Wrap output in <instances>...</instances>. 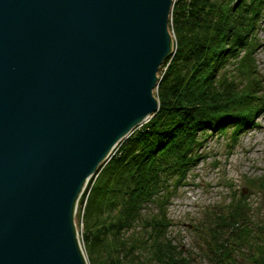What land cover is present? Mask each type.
<instances>
[{
	"label": "water",
	"instance_id": "95a60500",
	"mask_svg": "<svg viewBox=\"0 0 264 264\" xmlns=\"http://www.w3.org/2000/svg\"><path fill=\"white\" fill-rule=\"evenodd\" d=\"M172 0H0V264H88L75 211L157 110Z\"/></svg>",
	"mask_w": 264,
	"mask_h": 264
},
{
	"label": "trees",
	"instance_id": "16d2710c",
	"mask_svg": "<svg viewBox=\"0 0 264 264\" xmlns=\"http://www.w3.org/2000/svg\"><path fill=\"white\" fill-rule=\"evenodd\" d=\"M264 0H173V52L157 71V110L116 147L78 201L88 264H192L168 238L169 198L206 157L212 137L233 147L262 103L254 61ZM227 185V204L202 224L208 264H264V221L252 193L264 177ZM83 207V210H82Z\"/></svg>",
	"mask_w": 264,
	"mask_h": 264
},
{
	"label": "rangeland",
	"instance_id": "374dc122",
	"mask_svg": "<svg viewBox=\"0 0 264 264\" xmlns=\"http://www.w3.org/2000/svg\"><path fill=\"white\" fill-rule=\"evenodd\" d=\"M170 12L171 9L168 32L173 40L169 29ZM256 41L254 61L258 74L264 76V16L256 31ZM261 87L262 103L259 111L252 124L239 132L235 145L231 148L227 146L226 139L229 133L226 137H212L205 148L207 154L204 160L188 173L186 184L177 188L169 198L166 207V215L171 224L168 228V238L184 251L192 264H208L204 258L205 246L202 244V241L207 239L204 236L206 228H203L202 224L206 220V215L210 217L213 212L227 204L229 197L227 185L229 183L233 185L235 191L243 190L245 195L247 192L245 193L243 188V178L264 177V80ZM249 204L253 211L252 220L263 222L262 195L252 193L249 196ZM77 213L74 220L81 241L83 227Z\"/></svg>",
	"mask_w": 264,
	"mask_h": 264
},
{
	"label": "built area",
	"instance_id": "2783aa9c",
	"mask_svg": "<svg viewBox=\"0 0 264 264\" xmlns=\"http://www.w3.org/2000/svg\"><path fill=\"white\" fill-rule=\"evenodd\" d=\"M172 52H173V46H172ZM78 210V204H77V209H76V211H75V214H76V212H78L77 211ZM81 225H82V223H81ZM77 228V227H76ZM79 238V237H78Z\"/></svg>",
	"mask_w": 264,
	"mask_h": 264
},
{
	"label": "bare ground",
	"instance_id": "6f19581e",
	"mask_svg": "<svg viewBox=\"0 0 264 264\" xmlns=\"http://www.w3.org/2000/svg\"><path fill=\"white\" fill-rule=\"evenodd\" d=\"M173 1V0H172ZM153 93H154V91H153ZM153 97H154V94H153Z\"/></svg>",
	"mask_w": 264,
	"mask_h": 264
}]
</instances>
